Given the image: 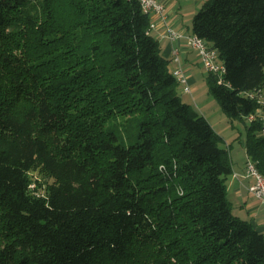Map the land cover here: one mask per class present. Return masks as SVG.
<instances>
[{
    "label": "trees",
    "instance_id": "1",
    "mask_svg": "<svg viewBox=\"0 0 264 264\" xmlns=\"http://www.w3.org/2000/svg\"><path fill=\"white\" fill-rule=\"evenodd\" d=\"M150 25L139 0H0V264H264L230 150ZM193 32L225 66L207 77L224 113L256 114L264 0H214ZM261 126L246 152L264 175Z\"/></svg>",
    "mask_w": 264,
    "mask_h": 264
},
{
    "label": "crops",
    "instance_id": "2",
    "mask_svg": "<svg viewBox=\"0 0 264 264\" xmlns=\"http://www.w3.org/2000/svg\"><path fill=\"white\" fill-rule=\"evenodd\" d=\"M205 1L160 0L166 8V20L158 15H150L151 22L155 24L150 33L158 41L163 56L170 60V69L174 71L180 67L187 75L194 91L197 90L196 84L200 73L203 74L206 71L201 56L188 45L187 37L194 34V17ZM170 28L178 33L177 38L172 39L170 37L168 32ZM176 56L179 58L178 61L175 60ZM181 91L183 96L189 94L185 93L183 89ZM204 116L206 117V115ZM218 133L220 134V132ZM230 155L233 173L226 183L232 211L240 218L251 221L260 232L264 233V203L259 201L250 191L253 180L241 176L245 172L246 149L242 153L232 150V146H230ZM235 173L240 175L239 178L234 176Z\"/></svg>",
    "mask_w": 264,
    "mask_h": 264
},
{
    "label": "built area",
    "instance_id": "3",
    "mask_svg": "<svg viewBox=\"0 0 264 264\" xmlns=\"http://www.w3.org/2000/svg\"><path fill=\"white\" fill-rule=\"evenodd\" d=\"M139 1L142 10L145 14L158 15L163 20H166L167 18L166 8L160 2V0H139ZM154 26L155 24L151 22L150 30ZM168 32L172 39L178 37V33L175 30L170 28ZM187 39H188V45L191 48H193L195 51H197L198 54L201 56L205 71L207 73H211L217 76L218 84H224L225 66L222 62L220 63L218 61L219 56L217 51L213 49L210 45H208L204 39L200 38L195 34L188 36ZM175 60L176 61L179 60L178 56H176ZM173 73L177 78L179 84L183 87L184 92L190 94L193 88L185 72L180 67H177L173 71ZM247 96L257 100V102L260 105V108L258 109L256 114H252L251 116H249V118L251 122L256 120H259L261 122L262 125L261 133L264 134V88L253 92H249L247 93ZM234 176L239 178L240 175L235 173ZM241 176L244 178H251L253 180L252 185L250 186V191L259 201L264 203V175L259 171L257 167V162L247 156L245 172ZM30 190H32L33 193L40 195V193L35 192L36 182H33L30 185ZM41 195H44V193H42Z\"/></svg>",
    "mask_w": 264,
    "mask_h": 264
},
{
    "label": "rangeland",
    "instance_id": "4",
    "mask_svg": "<svg viewBox=\"0 0 264 264\" xmlns=\"http://www.w3.org/2000/svg\"><path fill=\"white\" fill-rule=\"evenodd\" d=\"M213 1L214 0H206L203 6L199 8L198 12L213 3ZM206 43L209 44V42ZM218 61L221 63L220 58H218ZM208 75L209 73L207 72L203 74L200 73L196 84L197 90L194 91V89H192L190 94L183 96L181 95V89H183V87L180 86L179 93L184 102L191 104L200 114L206 115L214 129L220 132V135L224 139L222 142L224 148L230 150V146H232V150L244 153L251 120L249 117L244 119H231L224 113L219 101L210 93L207 79ZM32 175L34 179L33 182H40L42 185L46 184V181L38 171H35ZM35 192L39 193L40 191L36 190Z\"/></svg>",
    "mask_w": 264,
    "mask_h": 264
}]
</instances>
